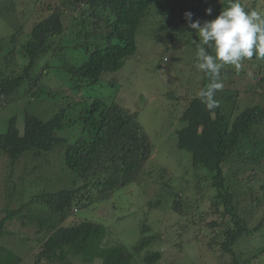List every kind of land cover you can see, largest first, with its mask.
Wrapping results in <instances>:
<instances>
[{
    "label": "trees",
    "instance_id": "obj_1",
    "mask_svg": "<svg viewBox=\"0 0 264 264\" xmlns=\"http://www.w3.org/2000/svg\"><path fill=\"white\" fill-rule=\"evenodd\" d=\"M229 2L0 0V24L11 31L8 46L0 51V110L19 106L0 133V264H92L96 258L101 264H156L165 251L151 248L154 241L175 251L197 242L195 264H205L204 252L211 255L210 264L216 259L219 264H253L264 254V246L247 250L249 237L264 227V180L259 185L250 182L264 178V60L245 59L239 72L232 66L221 69L218 108L207 110L198 93L187 101L179 116L182 126L176 130L177 147L190 152L195 173L185 187L167 167L154 163L141 179L155 147L136 112L100 97L87 100L81 92L107 80L135 54L138 30L150 15H157V36L166 44L191 45L199 36L188 27L184 13L191 12L202 24ZM240 2L246 11L264 13V0ZM206 8L212 9L210 15ZM71 47L82 48L87 56L70 61L66 50ZM195 63L193 59L190 72L200 91L210 81ZM39 98L59 103L49 117L30 109L29 103ZM20 159L24 161L19 166ZM56 170L60 178H71L73 186L47 190ZM30 174L36 181H27ZM138 181L158 186L150 206L168 203L178 215L179 242L162 238L164 231L145 235L147 226L142 225L135 243L111 244L104 224L75 216L80 208L109 200ZM31 188L28 201L12 208L14 195ZM186 188L191 196L183 194ZM206 196L210 205L202 208L199 201ZM15 218L33 229L31 236L18 238L29 244L27 259L7 248L12 232L6 226Z\"/></svg>",
    "mask_w": 264,
    "mask_h": 264
},
{
    "label": "rangeland",
    "instance_id": "obj_2",
    "mask_svg": "<svg viewBox=\"0 0 264 264\" xmlns=\"http://www.w3.org/2000/svg\"><path fill=\"white\" fill-rule=\"evenodd\" d=\"M157 18V15L152 14L149 17L150 21L140 26L137 35V50L135 54L126 59L120 70L109 74L110 77L101 81L98 85L83 88L81 92H83L87 100L100 97L107 101H116L136 112L139 122L145 128L155 147L151 158L141 173V179L142 175L147 172L146 167H150L154 163V167H167L170 174L174 176V181L176 180L179 185L185 187L188 179L195 180V173L191 167L190 152L177 147L176 130L182 126L179 116L187 105V101L195 93L199 92V85L194 82L197 79L193 77L195 75L192 71L190 72L193 59H195L196 49L193 42L191 45L166 44L165 40L157 36V33L161 34V29L155 28L153 23L157 21ZM9 30V27L6 28L2 23L0 24L1 52H4L8 46L7 38L9 32H11ZM18 43H20V40H18ZM66 56L70 61L81 62L87 54L82 48L71 47L67 48ZM168 93H173L174 97H169ZM39 99L41 100L37 103L32 102L33 105L29 103V107L38 113H42L45 117H49L53 113V107L57 108L59 104L57 101H52L48 104L46 99ZM24 104L27 105L28 103ZM35 104L38 105L35 106ZM15 105H18V103L13 106ZM18 107L10 110H0V133L5 131L7 118ZM23 161L24 159H20L19 166ZM2 164L3 161L0 160V166ZM230 167L232 168V166ZM230 167L225 168L224 171H229ZM60 174L61 172L57 171L56 174L52 175V181L47 182V190H58L73 186L71 178L62 179ZM27 177V181L30 178L36 181L37 178L33 174ZM263 180L264 178L261 179L257 176L250 179V182L259 185ZM30 182L33 183L32 181ZM157 187L156 184L152 185L151 182L141 185L139 181L135 182L115 192L114 196L109 200L95 202L88 208H80L75 216L104 224L108 231L106 238L111 244L120 242L125 245H131L135 243L141 236L142 225L147 226L144 231L145 235L164 231L162 238L178 240V215L169 208V204L163 203L159 206H150L148 204L149 200L157 198L156 196L159 193L156 191ZM34 189H29L30 191H27L22 196L14 195L10 204L11 207L16 208L28 201L27 199L34 192ZM191 193V189L186 188L183 194L191 196ZM0 195L3 196V192H0ZM189 201L193 202L192 197ZM199 204H201L202 208L209 207L210 200L206 196L199 201ZM37 205L39 203L31 204L32 207ZM259 212H262V210L260 209ZM262 215H260V218ZM6 229L12 232V236L8 235L7 238L11 241L7 248H11L17 255L26 258L29 244L19 243L18 238L31 236L33 233L32 227L30 225H22L20 220L15 218L11 223H8ZM249 239L251 243L247 245V250L249 251L255 252L258 248H254L264 246V227L260 232L251 235ZM197 245V242L188 243L187 245L183 244L182 247L175 251L164 242L154 241L150 244L151 248L156 249L159 247L157 249H164L165 251L162 260L156 264H195L194 259L198 258ZM204 253L206 257L205 264H210L209 258H211V255L207 252ZM140 255L141 257L144 256V251H141ZM74 264L86 263L76 260ZM92 264H101V259L96 258ZM215 264H219V259L215 260ZM253 264H264V254L258 256Z\"/></svg>",
    "mask_w": 264,
    "mask_h": 264
},
{
    "label": "clouds",
    "instance_id": "obj_3",
    "mask_svg": "<svg viewBox=\"0 0 264 264\" xmlns=\"http://www.w3.org/2000/svg\"><path fill=\"white\" fill-rule=\"evenodd\" d=\"M205 12L210 15L212 9L206 8ZM184 16L188 27L199 36L198 40L193 39L195 67L210 81L197 95L211 111L219 107L215 95L223 88L221 69L232 66L239 72L245 59L264 60V13L246 11L240 0H230L227 8L202 24L192 19L191 12H185Z\"/></svg>",
    "mask_w": 264,
    "mask_h": 264
}]
</instances>
